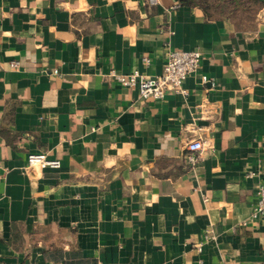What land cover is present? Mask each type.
<instances>
[{
  "label": "crops",
  "instance_id": "1",
  "mask_svg": "<svg viewBox=\"0 0 264 264\" xmlns=\"http://www.w3.org/2000/svg\"><path fill=\"white\" fill-rule=\"evenodd\" d=\"M258 2L242 29L179 0H0V264H264ZM177 49L201 52L186 94L110 76H158Z\"/></svg>",
  "mask_w": 264,
  "mask_h": 264
},
{
  "label": "built area",
  "instance_id": "2",
  "mask_svg": "<svg viewBox=\"0 0 264 264\" xmlns=\"http://www.w3.org/2000/svg\"><path fill=\"white\" fill-rule=\"evenodd\" d=\"M149 6L158 4V0H146ZM201 52L199 50H172L167 56L162 73L155 77H144L138 70L134 69L128 73H117L110 71L112 76L119 84L129 88H136L142 98L158 100L164 97L166 89L170 88L178 93L186 94L182 84L186 77L198 69L200 65ZM147 58L144 61L147 62ZM10 67H18L17 61H11ZM203 82L207 81L205 76ZM206 110H202L205 114ZM186 158L191 164H195L200 152L204 148V143L200 138H190L184 142ZM59 160L49 159L45 153H30L27 157L26 168L33 166L40 167H59ZM264 217V184L258 187V201L250 212V218L256 219ZM216 239V234L211 227H207L202 235V240L197 245V251H201L202 244Z\"/></svg>",
  "mask_w": 264,
  "mask_h": 264
},
{
  "label": "rangeland",
  "instance_id": "3",
  "mask_svg": "<svg viewBox=\"0 0 264 264\" xmlns=\"http://www.w3.org/2000/svg\"><path fill=\"white\" fill-rule=\"evenodd\" d=\"M216 1L217 0H214L212 2V0H211L212 3L210 2V5H211L210 7H212V8H210L209 11H210L211 15H213V16L225 15L226 13L224 11L226 9L223 10V8H224L223 2H226V1L223 0V2L221 1L219 3V6L218 5L215 6L214 4H216ZM239 2H244L241 4V8L243 10H240V9H238L236 11L234 10L235 11L233 13L234 17H235V15L239 16V18H237L235 21L238 25L240 24V26H241L240 28H242V29L250 28L253 26V24L255 22V18H254L255 17V15H254L255 14V6L251 3L249 4L248 2H245V0H235V3H239ZM227 6H228L227 9L233 10L230 7V5L227 4ZM239 8H240V6H239Z\"/></svg>",
  "mask_w": 264,
  "mask_h": 264
},
{
  "label": "trees",
  "instance_id": "4",
  "mask_svg": "<svg viewBox=\"0 0 264 264\" xmlns=\"http://www.w3.org/2000/svg\"><path fill=\"white\" fill-rule=\"evenodd\" d=\"M214 0H212V2H213ZM223 2V0H217L216 1V4H214L215 6H219V3L220 2ZM226 2H223L224 3V8H223V10L224 9H226L224 12L226 13L225 15H228L233 21H235L237 18H239V16L238 15H235V17H234V15H233V13L236 11V10H238V9H240V10H243L242 8H241V4L242 3H244V2H239V3H235V0H225ZM179 2L181 3V4H185V5H191V6H198V7H200V8H202V10L205 12V14L207 15V16H209V17H212L213 15H211V13H210V8H212V7H210L211 5H210V2H211V0H179ZM211 2V3H212ZM245 2H248L249 4L251 3V4H253L254 6H255V13H256V11H257V9L259 8V6H260V3L258 2V0H245ZM227 4L228 5H230V7L233 9V10H229V9H227ZM239 6H240V8H239ZM235 10V11H234ZM223 13V12H222ZM225 15H223V16H225ZM255 15V14H254ZM238 16V17H237ZM235 23H236V21H235ZM237 24V23H236ZM239 27H241L240 26V24L238 25Z\"/></svg>",
  "mask_w": 264,
  "mask_h": 264
}]
</instances>
